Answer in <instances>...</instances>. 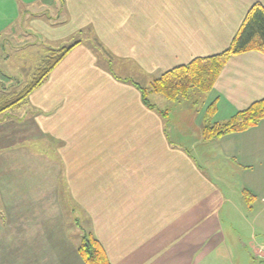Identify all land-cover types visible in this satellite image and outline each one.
<instances>
[{
  "label": "crops",
  "instance_id": "crops-1",
  "mask_svg": "<svg viewBox=\"0 0 264 264\" xmlns=\"http://www.w3.org/2000/svg\"><path fill=\"white\" fill-rule=\"evenodd\" d=\"M51 1L0 0V105L26 87L11 92L21 80L1 63L13 56L37 73L61 31L85 35L20 106L0 113V264H86L84 233L111 264H235L218 253L225 229H264V119L211 140L202 133L264 99V53L232 56L197 110L183 105L190 96L153 92L150 109L141 89L225 51L264 0H62L55 17ZM27 19L36 40L10 46ZM179 107L196 111L192 150L168 135ZM256 252L264 258V245Z\"/></svg>",
  "mask_w": 264,
  "mask_h": 264
},
{
  "label": "trees",
  "instance_id": "trees-1",
  "mask_svg": "<svg viewBox=\"0 0 264 264\" xmlns=\"http://www.w3.org/2000/svg\"><path fill=\"white\" fill-rule=\"evenodd\" d=\"M78 43L52 53L29 84L21 92L0 105V113L20 106ZM251 50L264 53V6L261 4H256L249 10L238 33L225 51L209 57L196 58L186 65L176 67L155 78L150 88L141 89L143 103L150 109L156 108L149 100V94L152 92L163 95L169 101L187 99L193 90L209 92L213 89L229 59ZM207 112V116L215 114L213 104ZM162 114L166 115V112ZM262 119H264V99L253 103L246 110L237 112L226 122L205 125L202 134L206 140H211L231 133L242 132L255 126ZM245 197L250 201L253 195L245 191ZM78 251L86 264H111L103 246L92 233H85L82 236Z\"/></svg>",
  "mask_w": 264,
  "mask_h": 264
},
{
  "label": "rangeland",
  "instance_id": "rangeland-1",
  "mask_svg": "<svg viewBox=\"0 0 264 264\" xmlns=\"http://www.w3.org/2000/svg\"><path fill=\"white\" fill-rule=\"evenodd\" d=\"M62 6V0H52L48 4V9L50 11V14H52L54 17L57 15V8H61ZM25 22V21H24ZM19 24L15 28V32L18 35H14V38L12 39V42L10 46L14 43L16 46L17 44H20L21 42H34L36 40V34L37 32L35 31V27L31 25V22L29 19H27V22L24 24ZM59 39L57 41H54L53 43V48H58L61 49L63 47H68L74 44L77 41H82L85 38V35L82 33H77L75 35H67L64 36L63 31L60 32L59 34ZM26 42V43H27ZM40 44L42 47H48L46 44V41H40L37 42ZM23 44V43H21ZM48 45H52V43L48 42ZM11 48V47H9ZM4 68H10L11 69V75L13 76V80L18 82L21 80V85L16 86L14 85L11 92H14L15 90H19L25 85L27 86L31 81L32 78L36 76V71L35 68L32 69L31 67L28 68H23V65H20L19 62L17 61L16 57L11 58V60L3 64L1 63ZM0 68L1 65H0ZM35 73V74H34ZM17 78V79H16ZM204 95L205 92H201L199 90H193L190 94V100L189 103L183 104L186 105L187 107H190V109H200L203 107V101H204ZM152 101L155 103H159L157 98L150 97ZM162 110H165L167 112L168 106L166 105H160L159 106ZM208 109L205 110L203 114L206 113L208 115ZM31 112V111H30ZM195 116H191V114L187 113V108L182 114V108L179 107L178 110L175 112L173 111V114L171 113V117H169L170 122H168V135L170 139L173 142H181L185 146L191 149L190 145L193 140H196L199 138V125H198V120L196 117V111ZM32 113V112H31ZM174 113L179 114V117L176 116ZM33 114H28L26 117L32 116ZM205 116V119L207 121H211L213 116ZM17 119H14L15 121L20 120V115L17 114L16 116ZM201 119V117H200ZM191 155L195 156L197 158V153L194 151H190ZM82 202V201H81ZM66 205V203H65ZM79 209V206H76ZM70 231L75 230L73 227H69ZM264 229H261L258 226H255L254 224L251 226H244L242 229V226L240 223L237 224L236 230L229 232V230L226 228L225 229V236L227 238V245L228 248H225L224 246L220 247L218 249V253L221 259L223 258H228L231 257L234 261L235 264H264V258L262 256H259L258 253L256 252V248L261 249V247L264 245ZM85 234V233H84ZM83 235V234H82ZM228 250V252L226 251ZM227 260V259H226ZM210 261V259H209ZM210 264V263H209Z\"/></svg>",
  "mask_w": 264,
  "mask_h": 264
}]
</instances>
